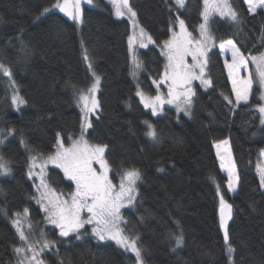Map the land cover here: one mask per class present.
Masks as SVG:
<instances>
[{"label":"trees","instance_id":"trees-1","mask_svg":"<svg viewBox=\"0 0 264 264\" xmlns=\"http://www.w3.org/2000/svg\"><path fill=\"white\" fill-rule=\"evenodd\" d=\"M56 1L0 0V64L11 72L9 77L0 70V157L11 169L0 175V264H19L14 249L23 242L12 220L25 208L33 227H44L54 242L42 253L47 264H137L135 255L115 241L88 234L76 239L75 233L62 237L54 226H44L28 174L30 157L52 153L57 134L67 145L81 132L76 101L92 86L93 73L100 77L99 108L85 136L106 146L113 180L129 169L141 173L135 202L122 216L143 264H230V256L232 264H264V188L257 170L264 166V124L256 111L261 89L253 80L249 102L236 105L219 47L232 39L244 55L264 52V9L250 13L243 0H229L238 22L213 14L208 25L215 45L206 67L211 85L195 83L190 115L171 106L154 115L136 94L137 82L147 94H157L154 81H160L166 64L161 47L178 27L177 17L189 32L197 31L203 0H185L184 7L175 0H129L154 41L138 50L137 82L131 73L130 22L115 15L111 1L84 3L81 24L58 10L43 14ZM16 94L26 103L14 105ZM145 121L157 132L155 139L146 135ZM226 138L239 177L235 193L227 188L214 148ZM47 179L62 192L73 188L57 167L48 168ZM221 195L232 205L228 244L219 216Z\"/></svg>","mask_w":264,"mask_h":264},{"label":"snow or ice","instance_id":"snow-or-ice-1","mask_svg":"<svg viewBox=\"0 0 264 264\" xmlns=\"http://www.w3.org/2000/svg\"><path fill=\"white\" fill-rule=\"evenodd\" d=\"M177 6L184 7L185 0H175ZM248 6L250 13H255L257 9H264V0H243ZM91 4L92 0H87ZM115 8V15L120 17L129 15V19H133L136 13L129 6V0H111ZM203 11L201 16L204 23L200 28L201 39H195L191 32H188L183 19L178 20L179 32L173 31L169 40L164 42L163 55L167 58L165 71L161 75V82L168 84L167 101L159 94L160 82L157 84V95L154 97H146L145 94L138 89L137 95L144 103L145 107H151L153 114L162 110L165 103L175 104L177 111L183 110L186 114L189 113L193 102L195 93L191 88L193 80H200L205 87L211 85V80L204 79L205 68L208 64V51L213 44L214 38L209 35L208 21L213 14H218L220 17L228 18L233 22H238V13L233 9L229 0H203ZM54 8L59 9L65 13L72 20L77 23L82 20L81 0H57ZM44 12H49V9H44ZM134 26L135 21L133 20ZM146 33L141 28L139 31L140 40L143 41ZM135 36L129 37V50L132 49V44ZM150 43H154L150 36H147ZM142 47H147V44L141 43ZM221 49L232 50V62H225L228 69L229 78L232 81V92L235 94V104L240 105L241 102L247 104L253 87V78L250 74L244 78L239 75L240 68L247 66L246 58L239 52L232 40H228L220 45ZM190 57L192 63L187 62ZM88 57L85 55V60ZM252 62L256 65V76L259 85L264 88V54L259 57H252ZM133 64L135 69H139L141 64L133 56ZM91 68V64H89ZM197 69L199 74H197ZM0 70H3L6 76H11V72L0 64ZM95 76V73H93ZM135 75V72H133ZM100 77L95 76V82L87 90V94L81 91L78 102L82 103L83 120L81 123V136L72 141L69 147H65L59 134H57V147L54 154L49 155L44 164L40 165L41 171L34 173L32 169L36 167L37 156L30 157L32 164L30 165L29 176L38 175L40 178V185L37 191H40V199L37 203L41 204L43 210L48 214V222L60 229L62 237H68L70 233L76 234V239H80V230L87 225H95L92 228L93 235L100 241L112 240L123 248L125 251H130L135 255L137 264H143L142 250L138 247L136 239H130L123 234V229L120 227L121 223H125L120 215L122 207L131 205L136 196V183L141 179L139 169L126 170L120 177V184L117 188L109 178L110 165L104 158L106 146L90 145L88 140L84 138V133L92 127L88 119L90 113L99 108V102L96 100V91L99 87ZM14 83V82H13ZM225 100L231 104L233 101L228 96ZM261 99H264L262 95ZM14 105L25 104L26 101L18 94L12 96ZM256 111L260 114L261 123L264 124V105H258ZM148 124L147 121H145ZM149 131L146 133L149 137L155 139L157 132L151 124H148ZM3 141L0 140V143ZM221 144L227 145V141H222ZM219 148L220 145H217ZM227 155L217 153L221 159V167L227 171V188L231 192L236 191L239 177L235 170V164L232 161L231 152L226 148ZM8 162L0 157V175L10 173L11 169L7 166ZM55 165L57 168L63 170L64 175L70 182H74L75 190L71 192L68 198H61L54 190L50 189L45 182L43 169L48 165ZM99 166V171L93 165ZM257 170L260 174L261 186L264 187V166L257 165ZM43 189V191H41ZM219 193V187L217 189ZM232 205L228 204L223 195L220 196V217L221 227L225 229L224 240L229 242V235L227 231V220L231 218ZM87 213V219H82V213ZM28 209H24V217L26 218ZM17 219L12 223L20 237V240L27 242V236L23 230V222L20 219V214H16ZM27 227L31 229L32 225ZM54 242H45L43 249L50 247ZM183 243V237H176L177 246ZM41 249V251H43ZM28 250L32 251L34 255L31 261L35 264H43L42 261L37 260L35 248L28 245ZM15 252L23 253L24 248H15ZM227 251L231 254L234 249L228 245ZM23 264V262H21Z\"/></svg>","mask_w":264,"mask_h":264},{"label":"rangeland","instance_id":"rangeland-1","mask_svg":"<svg viewBox=\"0 0 264 264\" xmlns=\"http://www.w3.org/2000/svg\"><path fill=\"white\" fill-rule=\"evenodd\" d=\"M109 1H111V0H109ZM56 2H57V1H56ZM56 2H55L53 5H55ZM61 2H62V0H61ZM84 3L89 4V3H87V0H81V11H82L83 4H84ZM92 4H93V1H92V3L89 4V5H92ZM53 5L47 7V9H49V12L52 11V10H58V11H60L59 9L54 8ZM129 6L131 7V5H130V1H129ZM247 7H248V6H247ZM113 8H114V6H113ZM131 8H132V7H131ZM45 9H46V8H45ZM258 9H259V8H258ZM258 9H257V10H258ZM132 10H133V8H132ZM133 11H134V10H133ZM60 12H61V11H60ZM114 12H115V8H114ZM134 12H135V11H134ZM47 13H48V12H47ZM61 13H63V12H61ZM43 14H45L44 11H43ZM63 14H64L65 16H67L65 13H63ZM67 17H68V16H67ZM68 18H70V17H68ZM120 18H126V19L130 22V28H131L130 36H135V39H134L133 44H132V49H131V51H130V55H131V73H132V76L135 78V80H136V82H137V78H138V76H139V72H140L141 67H140L139 69H135V66H134V64H133V56H135L136 60L140 63V61H139V57H138V50H139L140 48H146V47H142V46H141V43L147 44L148 46L151 45V44H153V43H150V42L147 40V36H150V35H149V34L145 31V29H143V27L139 24V22H138L136 16H135L133 19H129V15L120 16ZM70 19H71V18H70ZM71 20H72V19H71ZM133 20L135 21V26H134ZM75 22H76V21H75ZM76 23H77V22H76ZM81 23H82V20H81V22H79L78 24H81ZM202 23H204V20H203V19H202L201 24H202ZM201 24H200V25H201ZM200 25H199V26H200ZM207 26H208V29H209V35H211V36L213 37V35H212L211 31H210L209 25H207ZM141 28H142V29L144 30V32L146 33V36H145V38L143 39V41H141V40H140V37H139V31H140ZM187 30H188V29H187ZM174 31H175V32H179V31H180V29H179V25H178V27H177ZM188 32H189V31H188ZM172 33H173V32H172ZM130 36H129V37H130ZM171 36H172V34H171ZM171 36H170V38H171ZM192 36H193V38H195V39H197V40H198V39H201V37H200V28H199V27H198V29H197V31H196L195 33H192ZM150 37H151V36H150ZM170 38H169V39H170ZM213 38H214V37H213ZM151 39H152V37H151ZM169 39H168V40H169ZM228 40H232V39H227V40H225V41H223V42H220V43H219V47H220V45H221L222 43H224V42H226V41H228ZM152 41H153V39H152ZM232 41H233V40H232ZM233 42H234V41H233ZM214 45H215V40H213V44H212L211 47H213ZM234 45H235V47H236L237 49H239V47L236 45L235 42H234ZM148 46H147V47H148ZM211 47H210V48H211ZM220 50H221V54H222V56H223L224 62L231 63V62H232V50H231V49H226V50H225V49H221V47H220ZM161 51H162V53L164 52V44H163L162 47H161ZM239 52H240V53L246 58V61H247V66H246V67L242 66V67L240 68L239 75H240L241 77L246 78V77H248V76L251 74L253 80H256V81H257V76H256V65H255V63L252 62V59H251V58L254 57V56H255V57H259L261 54H264V52H262V53H257V54H252V55H244V54L241 52L240 49H239ZM165 58H166V56H165ZM187 62H188L189 64L192 63V60H191L190 57L187 58ZM166 63H167V58H166ZM165 65H166V64H165ZM206 67H207V66H206ZM226 68H227V67H226ZM227 70H228V69H227ZM164 71H165V69H164ZM133 72H135V75H133ZM163 73H164V72H163ZM205 73H206V75L204 76V79L209 80V78H208V76H207V70H206V68H205ZM197 74H199V70H198V69H197ZM95 76H98V75L95 74ZM95 76L93 75V77H94V81H93V83L95 82ZM230 80H231V79H230ZM155 82H160V86H159V94H161V95L163 96V98L165 99V101H167V99L169 98V97L167 96L168 84L165 83V82H161V78H160V81L155 80ZM196 82L200 83V85H202L203 87H205L203 84H201L200 80H193L192 83H191V88H192L193 92H194V87H195V83H196ZM258 84H259V83H258ZM154 85H155V87H156V89H157V84L154 83ZM231 85H232V81H231ZM253 85H254V82H253ZM137 87H138L139 90H141V91L145 94L146 97H154V96H156V95L158 94V93H157L156 95H150V94H147L146 92H144V91L139 87L138 82H137ZM208 87H209V86H208ZM99 88H100V81H99V87H98V89H97V91H96V94H95V96H96V100H97V101H98V92H99ZM205 88H207V87H205ZM252 88H253V87H252ZM260 89H261V95H260V98H261L262 95H264V88H262V87L260 86ZM84 93L87 94V90H86ZM78 99H79V96H78V98H77L76 103H77V105H78V107H79V109H80V111H81L83 105H82V103H79V102H78ZM260 105H264V99H261V103H260ZM165 106H171V107H174L175 109H177V107H176L175 104H168V103H165V104L163 105L162 110L157 111L156 114H160V113H162V112L164 111V107H165ZM148 108H149V107H148ZM150 108H151V107H150ZM97 109H98V108H97ZM97 109H96L94 112H92V113L89 114V116H88L89 121H90V119H91V114H97ZM191 110H192V105H191L190 110H189V113H188L187 115H190ZM179 112H184V111L181 110V111H179ZM184 113H185V112H184ZM81 114H82V120H83V112H82V111H81ZM80 136H81V132L79 133V135H78L77 137L73 138L72 141L78 139ZM84 138L87 139L86 136H85V133H84ZM87 140H88V139H87ZM72 141H71L69 144H67V145L64 144V146H65V147H69V146L72 144ZM222 141H227V145L221 144ZM88 142H89L90 145H98V144H93V143H91L90 141H88ZM217 145H220V147L218 148ZM56 147H57V146H56ZM214 148H215L216 154L219 152L221 155H225V156L227 155V152L225 151V149L227 148V149L231 152L232 161H233L234 164H235V161H234V158H233V155H232V151H231V148H230V142H229V139H228V138L215 141V142H214ZM105 150H106V149H105ZM55 151H56V148H55V150H54L52 153H50L49 155L54 154ZM261 153H262V157L264 158V148L262 149ZM49 155H47V156H41V157L37 158V160H36V162H35V163H36V167H35L34 169H32V171H33L34 173H39V172L41 171L40 165L44 164V161L46 160V158H47ZM217 156H218V159H219V162H220V166H221V159H220V156H219L218 154H217ZM104 158H105V155H104ZM31 164H32V161L30 162V165H31ZM7 166H8V165H7ZM50 166H54V167H56L55 165L48 164V165L43 169V171H44V178H45V182H46V184L49 186L50 189L54 190L58 195H60L61 198H68L69 194L75 190L74 182H73V188H72V190L69 191L68 193H65V192H62V191H60V190L55 189L54 187H52V186L49 184L48 179H47V170H48V168H49ZM93 167H95V168L97 169V171H99V166H98V165L94 164ZM221 168H222V167H221ZM59 169H60V168H59ZM61 170H62V169H61ZM235 170H236V173H237V175H238L236 164H235ZM29 171H30V170H29ZM62 171H63V170H62ZM222 171H223V173H225L226 176H227V171H226V169L222 168ZM124 172H125V171H124ZM124 172H123V173H124ZM122 175H123V174H121L120 177H121ZM120 177H119V179H118L117 181L113 180V178H111V176H110V171H109V178L112 180L113 184L117 186V188L119 187V184H120ZM31 179L34 181V184H35V188H36L35 199H36V201H37V200L40 199V191H37V187L40 185V178H39L38 175H33V176L31 177ZM227 179H228V176H227ZM135 187H136V193H135V196H137V183H136V186H135ZM263 188H264V187H263ZM237 190H238V184H237V187H236V191H237ZM41 191H43V189H41ZM236 191H235V192H236ZM230 192H231V191H230ZM235 192H231V193H235ZM135 199H136V198H135ZM134 202H135V200L133 201V203H134ZM133 203H132L131 205H133ZM38 204H39V206H40V209H41V212H42V215H43V218H44V226H47V225L54 226V227H55L56 229H58V231L60 232V229H59L58 227H56L55 225H53V224H51V223L48 222V214L43 210V208L41 207V204H40V203H38ZM131 205H127V203H125V206H124V207L131 206ZM124 207H122L121 210H120V215H121L123 221H124V218H123V216H122V210H123ZM19 214H20V219H21L22 222H23V226H24V227H23V230H24V232H25V234H26V236H27L28 239H27V242H26V243L22 241L23 244H22L20 247H18V248H24V249H25V252H23V253H18V263L21 264V262H23V264H29L31 257L34 255V253H33L32 251L28 250V245L30 244V245H32V246L35 248V252H36V254H38V255L36 256V259L42 261L43 264H47V263L44 261L43 257H42V253H43L44 251H47V250L50 249V247L47 248V249H43V245H44V243H45L46 241L49 242L48 239H47V236L45 235L44 227H40V228L36 229L35 227H33L32 223H31L30 220H29V214H27V217H26V218L24 217V211L21 212V213H19ZM81 215H82V219H87V213H86V212L82 213ZM16 219H17V216H15V217L13 218V220H16ZM13 220H12V221H13ZM28 224H31V225H32L31 229H29V228L27 227ZM94 226H95V225H87V224H86V225L84 226V228L80 230V237L82 238L84 234L93 235V233H92V228H93ZM120 227L123 229V223H121ZM85 229H86V230H85ZM123 234L126 235V236H128V235L124 232V229H123ZM128 237H129V236H128ZM129 238H130V237H129ZM130 239H131V238H130ZM41 249H43V251H41ZM31 264H35V261H31ZM230 264H232V256H230Z\"/></svg>","mask_w":264,"mask_h":264},{"label":"water","instance_id":"water-1","mask_svg":"<svg viewBox=\"0 0 264 264\" xmlns=\"http://www.w3.org/2000/svg\"><path fill=\"white\" fill-rule=\"evenodd\" d=\"M228 204H229V203H228ZM219 216H220V207H219ZM231 216H232V210H231ZM230 219H231V218H230ZM230 219L227 220L226 227H228V223H229ZM220 220H221V217H220ZM223 231H225L224 228H223Z\"/></svg>","mask_w":264,"mask_h":264}]
</instances>
